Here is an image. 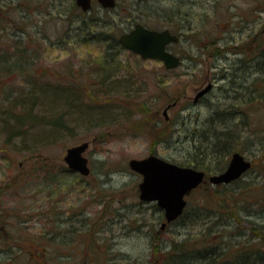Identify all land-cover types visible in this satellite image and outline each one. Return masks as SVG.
<instances>
[{
    "label": "rangeland",
    "instance_id": "1",
    "mask_svg": "<svg viewBox=\"0 0 264 264\" xmlns=\"http://www.w3.org/2000/svg\"><path fill=\"white\" fill-rule=\"evenodd\" d=\"M0 3V210L11 211L12 234L66 236L59 264H163L185 238L190 247L223 245L230 260L264 254V0H116L107 15L97 2L83 14L73 0H43L42 17L29 8L28 19ZM91 17L108 24L92 27ZM133 18L180 36L168 46L178 68L115 46ZM81 19L85 34L99 29L95 38L77 36ZM208 84L207 98L195 104ZM58 94L78 110L57 107ZM229 106L235 138L223 155L217 137L228 128ZM26 111L32 121L21 133L15 119L3 121ZM60 115L63 125L54 126ZM84 142L90 175L62 173L66 149ZM220 150V167L239 152L251 170L228 186L206 180L186 196L195 223L185 217L162 227V212L139 200L141 176L129 160L155 155L211 169ZM35 262L25 253L15 264Z\"/></svg>",
    "mask_w": 264,
    "mask_h": 264
},
{
    "label": "water",
    "instance_id": "2",
    "mask_svg": "<svg viewBox=\"0 0 264 264\" xmlns=\"http://www.w3.org/2000/svg\"><path fill=\"white\" fill-rule=\"evenodd\" d=\"M104 9L115 7V0H96ZM76 5L86 12L91 8V0H75ZM179 38L169 30L149 29L141 24H135L128 32L119 36V44L142 60L160 61L167 70H174L181 64L177 55L167 50L171 44H175ZM208 84L196 94L195 99L211 89ZM167 109V108H166ZM89 147L88 142L66 149L63 162L67 168L82 176L90 174L88 158L84 153ZM131 171L141 176L138 185L139 200L145 203H155L162 210L165 222L176 221L186 208L185 197L198 188L203 180L204 173L191 167H182L170 163L158 156L149 155L142 159H131L128 162ZM250 169V163L244 160L239 153H234L225 168L219 174L209 177L212 185H228L239 179Z\"/></svg>",
    "mask_w": 264,
    "mask_h": 264
},
{
    "label": "trees",
    "instance_id": "3",
    "mask_svg": "<svg viewBox=\"0 0 264 264\" xmlns=\"http://www.w3.org/2000/svg\"><path fill=\"white\" fill-rule=\"evenodd\" d=\"M116 6H117V4H116ZM73 7H75L74 4H73ZM102 11L105 12V15H107L106 13L112 12L113 9H105V10H102ZM83 19H81V20H79L77 22V23H79L78 28H75V29H77L76 30L77 36H79V35L85 36L87 34L88 35L91 34L90 37L91 38H95L96 34H97V30H99L98 28H100L102 30V29H104V27H106L105 24H108V23L103 24L104 22L100 21L98 17H91L90 21H89L90 25L92 27H98V28H94L93 29L94 33L93 32H89V30H88L87 34H85L84 33L85 29L82 28L81 24L84 23L85 28H87V24H85L86 20H83ZM135 20L136 19L133 18L132 24L130 22V25H135L136 23H139V21H135ZM107 21L108 20H105V22H107ZM141 24L143 26L148 27L145 23H141ZM166 26H168V24ZM148 28H150V27H148ZM152 29L161 30V29H157V28H152ZM164 29L170 30L169 28H164ZM171 33L176 34L174 31H171ZM121 34H123V33H120L118 36H120ZM118 36L113 38L114 39V43H115L116 47H118V46L121 47L120 44L118 43ZM177 36H179V35H177ZM110 55L111 54H104V58L106 56L109 57ZM24 57H25V54H23V51H22V53H20V56L18 57L21 60V62L19 64H17L18 67L21 70L25 69V63H23L24 62ZM14 65H16V64H14ZM11 93H13V91H11ZM44 95H47V94H44ZM36 99L37 98L35 96H32L30 98V104L33 105L34 102H36ZM16 100L18 101V99H16ZM55 100H56L55 104H56L57 107H64V108H71V109H74V110L75 109L78 110V108H76V106H73L74 104H73L72 97H70L69 95L58 94L57 95V99H55ZM17 101L15 103L18 104ZM10 105H14V104H10ZM14 108H15V106H14ZM26 112H22V114H17V116L15 114L10 115L9 113L8 114H4L3 115V121H4V123L7 126L8 121H11V120L15 119L16 124L18 125V128L16 130H14V132L16 131L17 133H19L21 131L20 127L22 125L27 124V122L31 123V121H32L31 120V116L32 115H31L30 111H26ZM99 113L101 114V112H99ZM81 115H82L83 119L86 118L84 113H81ZM96 115L97 114L91 115L92 119L95 118ZM57 120L59 121L58 122V126L59 127H60V125L62 126L63 124L61 122L62 121V116L61 115L59 116V119H56L55 122L53 123L54 126L57 125ZM220 121H222V120H220ZM223 132L224 133L221 134V136L219 135L217 137V140L220 139V142L223 140L222 141L223 142L222 145H224L225 150L227 149L225 151L226 153L223 154V155H226L229 152L230 148H231V144L229 143V142H231V137H230L231 135H230V132H229V130L227 128H225L223 130ZM11 135H12V132L9 131L8 132V137L11 136ZM51 135H54V134H51ZM225 142L228 143L230 146L226 148V143ZM222 152L220 150L219 153H215V154L219 155V158L215 161V164H214L213 168H211V169L206 168V170H209V172H216V173H220L221 171L224 170L225 167L222 168V167L219 166L220 165V161H221L220 158L223 156V155H220ZM201 168L202 167L200 166V169ZM63 170L64 171H62V173H65V172L71 173V171H69L67 168H64ZM153 205L156 207L155 204H153ZM190 209L191 208H189V204L187 203V206H186L183 214L176 220V222L178 221L177 223H179V222H181V220L183 218L186 217V218L189 219L190 225H193L195 223L194 212L193 211L190 212ZM158 211H160V210L158 209ZM195 217L197 219H199L198 218L199 217L198 214H195ZM206 232L207 233H205V232L204 233L205 234H209L208 230H206ZM186 236H190V235L186 234ZM194 240L196 242L198 241L197 239H194ZM194 240H192V242H194ZM61 241H63L65 243L67 241V239L66 240H61ZM187 241H188L187 238H185L181 242H179L178 245L177 244L172 245V247H171L172 249L170 248V249H168L169 251L166 252V255H165L164 260H163V264H262V263H264V260H263L264 259V254H261V255H258V256H252L251 255V257H252L251 263H248L247 261L240 262V257H237V259H233L231 261L230 258H229L230 256L227 255L228 249L225 248L223 245L215 244V245H208V246L199 245V246H191L190 247V246L187 245V243H186ZM200 241H202V240H200ZM196 242H194V243H196Z\"/></svg>",
    "mask_w": 264,
    "mask_h": 264
},
{
    "label": "flooded vegetation",
    "instance_id": "4",
    "mask_svg": "<svg viewBox=\"0 0 264 264\" xmlns=\"http://www.w3.org/2000/svg\"><path fill=\"white\" fill-rule=\"evenodd\" d=\"M42 1L43 0H3L0 2H2L3 7L9 6L11 8L17 9L19 16L22 19H28L29 8L34 11L35 17L36 16L42 17V14H43V8H42L43 4H41ZM73 1H74V5L78 11H80L83 14L87 13V12L82 11V9L76 5L75 0H73ZM39 2H40V5H39ZM94 2H97V1L91 0V8L89 11L93 10ZM23 4H25V5H23ZM44 6L47 7V3L44 4ZM48 7H50V8L53 7V1H51L49 3ZM102 10H103V8H102ZM36 22L37 23H36L35 29L39 30L38 20H36ZM16 23H18V22L15 21L14 24H16ZM201 90H199L198 92H200ZM210 90L208 92H206L205 94H203L202 96H200L198 99L194 98L193 102L195 104H199V103L202 104L204 102V100L207 98V95L210 93ZM263 103H264V99H263ZM173 105L175 106L176 103L174 102V103L168 105L166 108L169 109V108L173 107ZM228 111H229L228 112V121L224 125H226L228 127L227 129L230 132L231 143H232L235 136L233 133V127L231 125V120H232L231 106L228 107ZM217 116H219V115H218L216 110H215L213 115H210V119H212L211 122L213 124L216 122L215 119ZM234 153H239V152H233L230 155V157H232V155ZM240 155H242V154H240ZM243 158H244V160H246L250 163V169L248 170V171H250L252 168L251 161L248 160L247 158H245V156H243ZM226 166H225V168H226ZM199 171H202L204 173V180L202 183H204L206 180L209 181L210 176L219 174L216 172H214L213 174H210L209 170H206L204 167H202ZM248 171H246L244 174H246ZM221 172H223V171H221ZM240 179H241V177L239 179L231 182L230 184L232 185ZM217 186H224V185H217ZM231 221H232V223H235L236 220H235V218H232ZM10 223H11V211L6 212L4 210H0V264H15L16 260H18L20 258V256H22L25 253L26 254L29 253V255H31V260H33V258H35L36 264H59V250H60L59 248H60V244H63L61 242V240H66L65 236H58V233H52V234L45 233L44 234L45 236H26V234L24 233V228H21L19 230L18 234L17 233L12 234L10 232ZM233 226H235V225L233 224ZM234 236L241 237L245 241L247 240V236L244 233L234 234ZM237 244H239V243H237ZM238 247H240V246H238ZM240 251L241 250H239L238 252H240ZM32 252H33V254H32ZM247 252H249L251 254V251H247ZM258 254L261 255V252L258 251ZM255 255L258 256L257 254H255ZM248 257H250V255H248ZM248 257L247 258L241 257L242 258L241 261H247L248 262V260H249ZM50 258H51V260H50ZM251 260L249 263H251ZM262 264H264V263H262Z\"/></svg>",
    "mask_w": 264,
    "mask_h": 264
}]
</instances>
